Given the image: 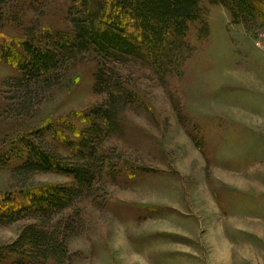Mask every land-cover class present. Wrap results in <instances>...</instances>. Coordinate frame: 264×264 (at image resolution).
I'll list each match as a JSON object with an SVG mask.
<instances>
[{"label": "rangeland", "instance_id": "obj_1", "mask_svg": "<svg viewBox=\"0 0 264 264\" xmlns=\"http://www.w3.org/2000/svg\"><path fill=\"white\" fill-rule=\"evenodd\" d=\"M0 4V160L22 141H40L70 162L96 156L105 165L91 196L78 193L71 210L36 223L46 231L60 221L64 264H264V27L234 25L225 8L202 0L207 34L200 38L194 26L178 61L160 73L140 62L114 65L132 102L118 96L114 126L95 128L84 149L67 129H87L80 114L109 107L94 88V60L78 55L58 86L25 85L24 94L2 59L26 37L70 32V3ZM6 167L0 195L72 184ZM30 224L0 226V250ZM30 253L23 264H52Z\"/></svg>", "mask_w": 264, "mask_h": 264}, {"label": "trees", "instance_id": "obj_2", "mask_svg": "<svg viewBox=\"0 0 264 264\" xmlns=\"http://www.w3.org/2000/svg\"><path fill=\"white\" fill-rule=\"evenodd\" d=\"M66 1L70 3L69 19L73 27L70 32H46L36 38L26 37L16 47L5 48L2 59L13 64L20 76L18 88L24 94L25 85L26 88L58 86L78 55H88L94 60L97 68L94 88L106 94L109 107L102 114L100 109L80 114L81 121L89 124L87 129H67L79 139L80 148L86 149L89 138L97 136L99 129L109 130L114 126L111 119L121 101L118 96L125 102L134 96L119 86V74L114 65L140 62L160 73L167 64L178 61L194 26H199L200 38L207 34V23L202 16V0ZM211 3L225 8L234 25H243L248 31L256 25L264 27V0H211ZM3 5L0 4V23ZM91 115L97 118V127L90 125ZM56 132L63 137L62 131ZM10 148L0 160V168L12 165L15 172L26 178L36 174H60L70 178L72 184L45 185L0 195V226L31 220L26 232H22L10 247L0 250V264L10 262L13 257H20V261L14 263L23 264L28 259H25L26 252L37 253L35 255L44 263L64 264L66 241L58 236L60 221L46 231L38 230L36 223H45L52 214L71 210L79 194L91 196L94 177L98 172L103 174L105 165L96 156L84 164L70 162L40 141L36 145L22 141L18 149ZM65 223L61 229L63 234L66 233ZM67 229L70 231L69 225Z\"/></svg>", "mask_w": 264, "mask_h": 264}]
</instances>
